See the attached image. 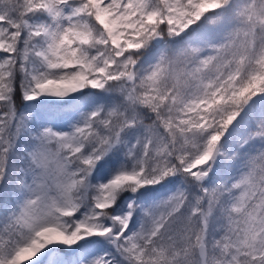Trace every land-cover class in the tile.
Segmentation results:
<instances>
[{
  "label": "snow or ice",
  "instance_id": "6c2138e0",
  "mask_svg": "<svg viewBox=\"0 0 264 264\" xmlns=\"http://www.w3.org/2000/svg\"><path fill=\"white\" fill-rule=\"evenodd\" d=\"M0 264H264V0H0Z\"/></svg>",
  "mask_w": 264,
  "mask_h": 264
}]
</instances>
